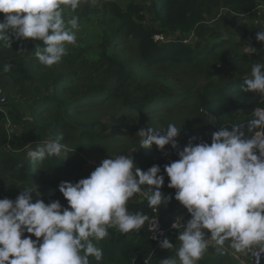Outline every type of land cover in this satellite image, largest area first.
Returning <instances> with one entry per match:
<instances>
[{"label": "trees", "instance_id": "trees-1", "mask_svg": "<svg viewBox=\"0 0 264 264\" xmlns=\"http://www.w3.org/2000/svg\"><path fill=\"white\" fill-rule=\"evenodd\" d=\"M262 7L264 0H151L150 10L146 8V0H130L127 6L107 2L100 15L90 13L79 17L77 42L75 45H67L68 54L57 63L62 66L77 64V68H72L69 74L59 72L49 79L38 78L36 75L37 68L44 67L34 55L37 46L43 47L42 42L31 39L13 41L11 47L0 42V78L11 81L19 98H16L14 104L10 103L11 110L7 116L0 113V160H4L7 172L16 181L7 190L0 183V198H4V193H7L15 199L20 189L30 186L35 170L44 161L47 163L46 174L63 171L75 156L80 155L77 148L69 147L71 143L87 142L94 145L98 142L126 141L120 140L129 135L122 125L114 123L111 127L105 124L97 126L96 120L81 122L74 118L78 111L84 110V114H88L92 108L113 105L114 120L121 116L122 122L130 123L135 119L159 117V123L154 124L153 128L166 129L162 126L164 118L171 117L178 104L195 100L194 111L176 125L181 128L177 138L181 148L190 137L202 138L210 143L211 133L217 127L251 119L256 108H264V95L243 93L240 87L249 78L252 65L264 63V43L256 40V33L260 29L253 24ZM105 11H109V15ZM64 14L77 15L67 7ZM2 16L0 14V19ZM235 17L248 21L237 24L232 20ZM217 18L219 20L213 26L209 24ZM216 32L235 33L247 39L250 46L258 51L252 55L241 51L225 52L230 42L215 34L212 36ZM156 36H162L164 41H156ZM191 36L195 39L193 43L189 42ZM126 43L138 46V68L141 72L131 66L130 62L118 57L116 51ZM5 64L12 65L7 72L3 70ZM183 71L186 78L181 74ZM156 72L160 75L153 74ZM147 74H153V77ZM191 77L201 78L203 85H191ZM41 82L49 83L53 93L39 94ZM27 95L32 96L28 101L33 116L43 118L54 115L55 118L46 125L41 122L33 124L26 134L12 137L6 123L11 116H16L18 121L22 120L17 102L25 101ZM6 96L8 109L7 92ZM201 108L214 115L217 121L215 127ZM59 131L65 133L61 142L68 145L67 157H52L42 162L27 159V151L36 146L29 147L30 143L40 142L49 135L56 136ZM38 132H45L46 137L35 140ZM8 144L17 147V151L3 152L1 149ZM135 145L128 153H132L137 166L142 170L159 165L161 174H164L163 166L178 159L170 145L165 146L164 152L158 151L155 146L141 147L140 141ZM79 158L85 164V158ZM89 174L80 173L70 182H76ZM168 183L165 174V184L161 191L165 195L174 196L175 189L168 188ZM59 184L48 185L45 194L39 197L33 194L34 199L42 198L46 203L59 200L67 207V201L58 191ZM144 190H147V186H144ZM128 208L132 212L143 211L150 217V221L155 216V209L147 206L141 193L129 200ZM150 221L138 232L121 234L115 228L109 229V235L97 244L104 253L99 264H132L142 254L153 251L161 259L174 256L179 247L177 236H166L175 244L174 248H161L157 240L152 238ZM205 255L199 264H226L230 261L238 264L234 258L222 257L209 248ZM90 262L97 264L92 257Z\"/></svg>", "mask_w": 264, "mask_h": 264}, {"label": "clouds", "instance_id": "clouds-1", "mask_svg": "<svg viewBox=\"0 0 264 264\" xmlns=\"http://www.w3.org/2000/svg\"><path fill=\"white\" fill-rule=\"evenodd\" d=\"M82 0H0V42L11 47L13 41L42 42L34 53L38 62L51 67L68 54L67 45H75L80 23L77 15L65 16V7L75 12ZM97 0H91L95 5ZM264 43V29L256 33ZM245 53L258 50L248 46ZM5 64V72L11 69ZM243 93L264 95V63L251 67L249 78L240 87ZM215 127L217 121L206 109ZM246 129V130H245ZM181 128L169 123L166 129L141 127L136 134L144 148L155 146L164 152L170 145L178 159L163 166L139 168L132 156L121 153L104 158L85 178L61 181L58 191L67 201L45 202L34 199L36 189L25 186L15 199L0 198V264H97L103 249L97 244L115 228L121 234L138 232L150 217L143 211L132 212L128 202L141 193L147 206L159 209L172 196L161 189H175L174 199L190 214L182 224L174 256L159 264H198L214 242L216 252L227 248L243 256L247 264H261L264 258V108H256L252 118L241 123L222 125L211 133L210 143L190 137L179 146ZM249 133L251 135H248ZM254 133V134H253ZM62 135L51 136L27 151V159L42 162L47 158L67 157ZM147 186V190H144ZM157 220V219H156ZM156 220L151 221L153 233ZM178 229L177 223L171 226ZM160 231V236H163ZM35 237V239H33ZM159 246L171 249L167 237Z\"/></svg>", "mask_w": 264, "mask_h": 264}, {"label": "rangeland", "instance_id": "rangeland-1", "mask_svg": "<svg viewBox=\"0 0 264 264\" xmlns=\"http://www.w3.org/2000/svg\"><path fill=\"white\" fill-rule=\"evenodd\" d=\"M107 2H117L121 6H127L130 2V0H97L95 5L91 3V0H82L80 6L78 9H76L75 13L77 14L78 17H85L90 13H98L99 15L101 12H103V6L107 4ZM151 7V0H146V8L147 10H150ZM97 14V15H98ZM105 14L109 15V11H105ZM151 12L149 11V15ZM219 17V16H218ZM112 23L113 21L109 19ZM219 18L213 20L210 25H212L215 21H218ZM235 23L239 24L242 22H247L248 20L242 19L235 17L232 19ZM223 23V22H222ZM253 24L257 26L259 29H264V7L260 9L259 16L253 21ZM213 26V25H212ZM215 34V35H214ZM220 36L222 39H227L229 40V45H227L225 52L227 51L228 53H233L234 51H241L242 53H245L244 49L248 46H250V43L248 42L247 39L241 38L240 36L236 35L235 33L230 34L227 32H216L213 33L212 36ZM195 41L194 37L191 36L189 38V42L193 43ZM118 57L123 60L130 62L131 66H133L135 69H137L139 72H141L138 68L139 65V53H138V46L136 44H122L119 49L116 51ZM248 54V53H246ZM252 55V54H250ZM39 66L36 70V75L38 78H45L49 79L53 75H58L59 72H68L69 74L72 70V68L76 69V65H59L55 64L50 67H41ZM155 75H160L159 72L153 73ZM153 74H147V76L153 77ZM181 74L184 76L185 72H181ZM186 78V76H184ZM191 85H196V86H202L203 81L199 77H191L190 78ZM0 83L3 86V88L6 90L7 95H8V109L6 107L7 113H9V110H11L10 103L14 104V101H16L17 94L15 91V88L13 87V84L11 83L10 80L7 78H0ZM39 94H52L53 89L50 87L49 83L45 84L43 82L39 83ZM14 88V89H13ZM32 96H26L25 101H18V111L21 113V119L20 121L16 120V116H11L8 118V121L6 123V127L9 130V133L13 137H19L28 131V129L34 124L37 125L38 122L41 124H48L49 122L53 121L55 118L54 115L51 116H33L30 112V107L31 104L29 103L28 99L31 98ZM19 100V98H18ZM183 102V101H182ZM196 105H195V100H189L186 101L184 104H178L177 109L174 111V113L171 115L169 118H164L162 126L164 128H167L169 123H173L175 125L180 124L184 120L188 118V116L194 111ZM113 105L109 106H103V107H98V108H92L89 111L88 114H84V110L78 111L77 113L74 114V118L78 121H97L96 123L98 124L97 126H100V124H105L108 125L109 127L112 126V124H120L123 126L125 130L129 132V135L126 137V139H120V140H126V141H119V142H98L97 144H90L87 142L84 143H71L69 147L72 148H77L80 152L79 157H81L83 160L85 158L86 162L84 164V161H80V158L78 156H75L72 159V162L69 163V165L61 172L57 174H46L45 172V167H46V162L41 164V167L39 169L35 170V176L32 180V183L30 184L31 187L36 189L37 195L45 194V189L47 188L48 185L50 184H57L60 183L61 181H70L75 178L76 175L83 173V172H88L90 173L94 168L100 163V161L104 158H109L110 156L117 155L121 153L122 155H128V152L131 151L136 145L135 143L139 144L140 137L138 134V130L141 127H147L149 125L150 127H154V124H158L160 118L159 117H153L150 119H135L132 122H122L121 116L118 119H112L113 115ZM37 137L35 140H40V138H45L46 133L43 132H38L36 133ZM56 135H62L63 137L65 136V133L63 131H59L56 133ZM35 143H30L29 147L35 146ZM84 146L86 148H84ZM17 147H12L11 145H7L5 148H2L1 150L3 152L5 151H10V152H15ZM68 148V145H67ZM130 154V153H129ZM85 166V167H84ZM0 183L3 184L4 188L7 190V188L15 183L14 176L11 175L10 173L7 172V166L4 163V160H0ZM18 183V182H17ZM20 186H23V184H20ZM1 192V190H0ZM2 193V192H1ZM35 195V194H34ZM3 197H9L7 193H4ZM12 199V198H11ZM227 247V246H226ZM217 253V252H216ZM205 255V254H204ZM207 256V255H205ZM201 259L203 260L204 257ZM161 258L159 256H154L153 257V262L155 264H159ZM200 260V261H201ZM198 262V264L200 263ZM226 264H235L234 262H227Z\"/></svg>", "mask_w": 264, "mask_h": 264}, {"label": "built area", "instance_id": "built-area-1", "mask_svg": "<svg viewBox=\"0 0 264 264\" xmlns=\"http://www.w3.org/2000/svg\"><path fill=\"white\" fill-rule=\"evenodd\" d=\"M156 41H164V38L162 36H156L155 37ZM6 104H7V96H6V91L5 89L0 86V113L4 114L7 116V110H6ZM155 216L153 217V219L151 221L156 220V223L158 224V229L156 232L153 233V228H152V223L150 221L149 224V229L150 232L152 233V237L153 235H156L159 237V239H164L167 235L173 234L178 236V232L179 230H182V224L187 222L188 219H190V214L187 213V211L185 212V214H180L179 216L175 217V219L170 223V224H165L164 221L161 219L160 217V212L157 209H155ZM173 223H177V225L179 226L178 229H173L171 226ZM160 231H163L164 235L160 236ZM227 245H225V248L227 249L225 251V253L223 255H221L222 257H232L234 258L235 261H237L238 264H247V260L245 257L240 256L238 254H233L231 249H228L226 247ZM208 248L211 251H216V246L214 244V242L209 241V246ZM154 253L157 254L156 251H153L152 254L154 255ZM263 258L261 260V264H262ZM132 264H155L153 262V258L152 256H149L148 258H136L132 261Z\"/></svg>", "mask_w": 264, "mask_h": 264}, {"label": "crops", "instance_id": "crops-1", "mask_svg": "<svg viewBox=\"0 0 264 264\" xmlns=\"http://www.w3.org/2000/svg\"><path fill=\"white\" fill-rule=\"evenodd\" d=\"M172 197L173 198L167 205H162L158 209L160 212V217L162 218L165 224H170L175 219V217L179 216L180 214H185V212L187 211L182 205H180L178 201L174 199V196ZM149 256H152V258L154 256H159L160 258H162L158 253H154L153 255L152 252L144 253L140 258L145 259Z\"/></svg>", "mask_w": 264, "mask_h": 264}]
</instances>
